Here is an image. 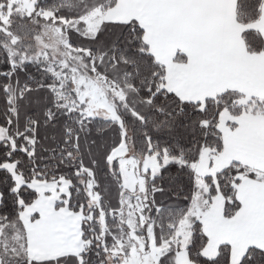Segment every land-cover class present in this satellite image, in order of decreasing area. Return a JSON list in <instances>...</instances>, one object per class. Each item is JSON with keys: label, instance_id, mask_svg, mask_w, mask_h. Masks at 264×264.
<instances>
[{"label": "snow or ice", "instance_id": "obj_1", "mask_svg": "<svg viewBox=\"0 0 264 264\" xmlns=\"http://www.w3.org/2000/svg\"><path fill=\"white\" fill-rule=\"evenodd\" d=\"M0 264H264V0H0Z\"/></svg>", "mask_w": 264, "mask_h": 264}]
</instances>
